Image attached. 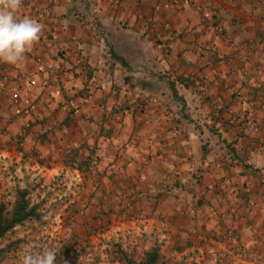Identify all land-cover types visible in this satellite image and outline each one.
Instances as JSON below:
<instances>
[{
  "label": "crops",
  "instance_id": "obj_1",
  "mask_svg": "<svg viewBox=\"0 0 264 264\" xmlns=\"http://www.w3.org/2000/svg\"><path fill=\"white\" fill-rule=\"evenodd\" d=\"M17 15L44 28L23 63L0 62L3 110L37 168L86 177L150 234L264 264V0H23Z\"/></svg>",
  "mask_w": 264,
  "mask_h": 264
},
{
  "label": "rangeland",
  "instance_id": "obj_2",
  "mask_svg": "<svg viewBox=\"0 0 264 264\" xmlns=\"http://www.w3.org/2000/svg\"><path fill=\"white\" fill-rule=\"evenodd\" d=\"M7 98L10 94L0 86V204L11 206L17 191L26 189L43 213L39 221L16 227L1 241V247L12 246L5 264H22L25 254L45 248L56 252L55 264H122L114 254L117 250L138 264L152 249L166 264L250 263L251 256L240 252L235 242L229 248L212 244L213 251L199 252L192 240L162 238L156 231L150 234L144 225L130 220L128 208L113 206L109 200L101 208L98 198L103 197L86 177L79 180L65 171L50 174L37 168L35 147L27 150L23 143L30 128L20 127L15 134L9 130L13 120L3 110ZM73 254L78 256L71 259Z\"/></svg>",
  "mask_w": 264,
  "mask_h": 264
},
{
  "label": "clouds",
  "instance_id": "obj_3",
  "mask_svg": "<svg viewBox=\"0 0 264 264\" xmlns=\"http://www.w3.org/2000/svg\"><path fill=\"white\" fill-rule=\"evenodd\" d=\"M23 0H0V62L18 65L27 59L44 26L29 16H18ZM56 252L45 248L24 255L22 264H55Z\"/></svg>",
  "mask_w": 264,
  "mask_h": 264
},
{
  "label": "trees",
  "instance_id": "obj_4",
  "mask_svg": "<svg viewBox=\"0 0 264 264\" xmlns=\"http://www.w3.org/2000/svg\"><path fill=\"white\" fill-rule=\"evenodd\" d=\"M42 213L40 205L31 202L28 190H18L11 206L0 204V243L16 227L26 222L39 221ZM11 247V245L0 246V264H5L6 253L10 251ZM114 254L117 255L119 262L122 264H136L128 258L124 251L117 250ZM77 256V254H73L71 259ZM138 264H166V262L157 249H152L143 254Z\"/></svg>",
  "mask_w": 264,
  "mask_h": 264
},
{
  "label": "built area",
  "instance_id": "obj_5",
  "mask_svg": "<svg viewBox=\"0 0 264 264\" xmlns=\"http://www.w3.org/2000/svg\"><path fill=\"white\" fill-rule=\"evenodd\" d=\"M30 84H31V85H34L35 82L32 81V82H30ZM12 101H13L14 103H17V102L19 101V95H18V93H13V94H12Z\"/></svg>",
  "mask_w": 264,
  "mask_h": 264
}]
</instances>
